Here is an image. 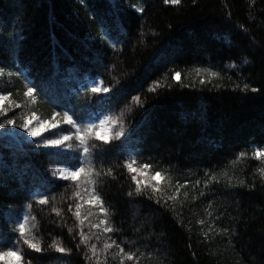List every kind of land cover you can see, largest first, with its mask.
<instances>
[{
	"label": "trees",
	"instance_id": "obj_1",
	"mask_svg": "<svg viewBox=\"0 0 264 264\" xmlns=\"http://www.w3.org/2000/svg\"><path fill=\"white\" fill-rule=\"evenodd\" d=\"M0 14V123L14 120L0 133V256L264 264V0H0ZM30 115L58 124L25 139ZM59 131L66 145L45 146ZM69 165L85 172L58 178Z\"/></svg>",
	"mask_w": 264,
	"mask_h": 264
},
{
	"label": "snow or ice",
	"instance_id": "obj_2",
	"mask_svg": "<svg viewBox=\"0 0 264 264\" xmlns=\"http://www.w3.org/2000/svg\"><path fill=\"white\" fill-rule=\"evenodd\" d=\"M165 2H168V0H165ZM171 2L175 4V3L178 2V0H171ZM0 15H2V14H0ZM2 75H3V69H0V76H2ZM213 75H216V73H213ZM179 76H180V73H176V77L179 78ZM201 82L203 83V81H201ZM93 91H96V89H93ZM104 91L107 92L108 90L107 89H104ZM253 91H255V89ZM32 93H33V89L32 88H28L27 89V92H26V95L31 96ZM4 99H6V97L3 96V95H0V100H4ZM0 112H2V110H0ZM65 117H66V122L68 124H73L74 125V121L72 120V118L70 116L67 115V113H65ZM103 123L104 122L101 121V125H103ZM6 124L7 125H14V120L13 119H6L5 123H0V128L5 127ZM19 127L24 128L32 137H36L38 135H41V131L42 130L40 128L30 127L28 121L23 122L22 124L19 125ZM51 127L52 128H55L56 127V124L53 123L51 125ZM90 131H91V126H89V129L87 131H85L84 135H80V129H77L76 138L78 140H80L81 144H85V141L87 139L88 133ZM119 135H123V133H120ZM68 139H69L68 136H62L59 139H48V140H45L44 141V144H45V146L55 147V146L61 145L64 141H66ZM100 139L107 140L108 138H107V136H101ZM112 147L113 148H119V146L118 145H115V144H113ZM84 152L85 153L88 152V148H87L86 145L84 147ZM255 155L258 156V157H264V151H257L255 153ZM69 167L75 168V171L69 172L67 174V176L65 177L66 179L67 178H70L72 180H76L77 179V176L79 174L85 172V169L83 167H78L77 165H69ZM128 167H129V169H132V165L131 164H129ZM147 167H148V165H145V168H147ZM157 175H159V173H157ZM132 179L134 181H136L137 185L139 186V183L140 182H139V180H137L136 176H133ZM154 190H155V188H154ZM139 191H140V189H139V187H137V192H139ZM128 195L129 196H132L133 193L129 192ZM93 198L99 203V197H97V196H95V194H93ZM159 202L160 201L157 200V203H159ZM40 203H47V199L41 200ZM79 207L80 206L77 205V211L74 213L77 217H79V215H80ZM101 211H104V209L101 208ZM25 219H27V217H25ZM19 231H20L21 235L24 234L25 225L23 223L19 224ZM69 231H71V230H69ZM104 231L105 232H111L112 229L106 227L104 229ZM82 239H83V234H82ZM25 243H27L30 248L35 249L36 251H40V248L38 247L37 244L32 243L31 241H28V240H26ZM104 247H105V250H107L108 248L111 247V245L110 244H105ZM117 247H119V245H117ZM93 250H94V246H93ZM57 251H59L61 253H64L65 251H69V250H66L63 247H59V248H57ZM120 251L123 254V249H120ZM6 255H16V253H12L11 251H9V253H6ZM125 255H126V258L128 260H132L133 259V256L131 254H125Z\"/></svg>",
	"mask_w": 264,
	"mask_h": 264
},
{
	"label": "rangeland",
	"instance_id": "obj_3",
	"mask_svg": "<svg viewBox=\"0 0 264 264\" xmlns=\"http://www.w3.org/2000/svg\"><path fill=\"white\" fill-rule=\"evenodd\" d=\"M0 95H3L6 97V99L0 100V110H2L1 113H3V112H6L9 108H12V105L10 103L9 95L7 93H5V94L0 93ZM25 121L29 122L30 127L40 128L42 130L41 134L46 132V131L54 129L51 127V125L53 123H55L56 125L58 124V122L53 120V119L41 120L39 117H37L35 115H30V116L24 117V119L22 120V123ZM101 121L104 122L103 125H101ZM101 121L99 122V127L97 128V130L95 132V134L99 140H102V139H100L101 136H107V138H109L113 129L115 128V124H116L115 121L110 119V118L107 122L106 117L102 118ZM6 130H8V131L14 130V125H7L6 124L5 127L0 128V133L3 131H6ZM20 133L23 135V137H25V139H29L32 137L24 128H21V127H20ZM119 134H120V132L118 131L117 135L119 136ZM62 136H68V134L66 132L59 131L58 138H54V139H59ZM102 141L106 142L107 140H102ZM65 145H66V141H64L59 146H55L54 148H62ZM58 170H59V175H61L62 177L65 174L67 176V174L69 172H71V171H68V169H63L61 167ZM154 179L157 181L158 180L157 176H155ZM0 259L3 261V264H17L16 255H6L5 254V255L0 256Z\"/></svg>",
	"mask_w": 264,
	"mask_h": 264
}]
</instances>
